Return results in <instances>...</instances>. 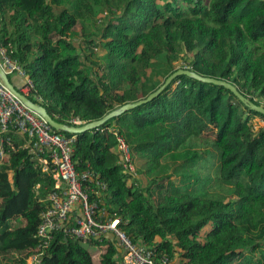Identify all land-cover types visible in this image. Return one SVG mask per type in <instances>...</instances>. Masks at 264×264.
Returning a JSON list of instances; mask_svg holds the SVG:
<instances>
[{"label": "trees", "instance_id": "trees-1", "mask_svg": "<svg viewBox=\"0 0 264 264\" xmlns=\"http://www.w3.org/2000/svg\"><path fill=\"white\" fill-rule=\"evenodd\" d=\"M0 46L31 80L27 96L65 124L145 98L179 68L226 80L264 106V0H0ZM57 132L75 137L76 170L105 184L101 206L134 243L171 264H264V115L229 89L183 74L98 128ZM4 150L0 264H18L38 250L54 179L26 139L10 135ZM86 243L102 246L97 264H121L114 237L61 231L41 264H94Z\"/></svg>", "mask_w": 264, "mask_h": 264}, {"label": "built area", "instance_id": "built-area-1", "mask_svg": "<svg viewBox=\"0 0 264 264\" xmlns=\"http://www.w3.org/2000/svg\"><path fill=\"white\" fill-rule=\"evenodd\" d=\"M0 65L9 74H15L23 82L27 93L33 84L21 66L0 46ZM72 122L80 125L75 119ZM27 140L29 151L39 160L45 171L52 166L54 187L47 194L48 207L41 212L36 236L37 252L22 255L18 264H41L43 252L54 234L99 243L106 237H114L120 248L121 264H171L168 256H157L154 249L134 243L118 227L119 219L112 218L101 206L102 191L106 186L100 180L92 181L89 171L78 172L72 161L74 136L55 131L42 117L27 108L0 82V163L5 160L4 145L10 135ZM7 135V137H5ZM120 161L123 167L134 172L131 151L123 137L116 134ZM87 182V184L85 183ZM93 182L95 186L90 187Z\"/></svg>", "mask_w": 264, "mask_h": 264}, {"label": "water", "instance_id": "water-1", "mask_svg": "<svg viewBox=\"0 0 264 264\" xmlns=\"http://www.w3.org/2000/svg\"><path fill=\"white\" fill-rule=\"evenodd\" d=\"M187 75L190 77H193L195 79H198L203 82H209L216 85L224 86L225 88L229 89L231 92L234 93V95L240 99L246 106H248L251 110H254L258 113H261L264 115V106L261 104H255L253 101H251L247 96L243 95L237 87L223 79L213 78L209 76H203L200 75L190 69L187 68H179L169 74L164 82L153 92H150L145 98H141L134 102H126L122 104L121 106L111 110L107 114H105L103 117L93 120L84 124L80 125H73V124H65L62 122H58L48 113L46 107L40 103H37L33 100H31L26 93L19 91L10 81L8 74L3 70V68L0 65V82L8 89L16 98H18L22 104H24L27 108L32 110L34 113H36L38 116L42 117L55 131H62V132H68L71 134H79L85 131H89L95 128H98L102 124H104L108 119L118 116L122 114L125 111H128L140 104L146 103L156 96H158L164 88L176 77L180 75Z\"/></svg>", "mask_w": 264, "mask_h": 264}, {"label": "rangeland", "instance_id": "rangeland-1", "mask_svg": "<svg viewBox=\"0 0 264 264\" xmlns=\"http://www.w3.org/2000/svg\"><path fill=\"white\" fill-rule=\"evenodd\" d=\"M76 30H77V31L79 30V25L76 26ZM253 122H254V124H256V125H255V128H256V126L262 124L261 120H258V119H254ZM174 182H175V178H174V177H171L170 179H164L163 184H164V186H166L167 188L171 189V188L173 187V185H174ZM16 224H17V223H16ZM16 224H15V225H16ZM18 225H19V224H18ZM204 230H205V229H204ZM203 233H204V231L202 232V234H203ZM86 247H87V249H88V250L91 252V254H92L94 264H97L98 261H99V253H100L101 250H103L102 246H98V245H96V244H92V243H88V244L86 243Z\"/></svg>", "mask_w": 264, "mask_h": 264}, {"label": "crops", "instance_id": "crops-1", "mask_svg": "<svg viewBox=\"0 0 264 264\" xmlns=\"http://www.w3.org/2000/svg\"><path fill=\"white\" fill-rule=\"evenodd\" d=\"M20 80V79H19ZM110 237V236H109Z\"/></svg>", "mask_w": 264, "mask_h": 264}]
</instances>
